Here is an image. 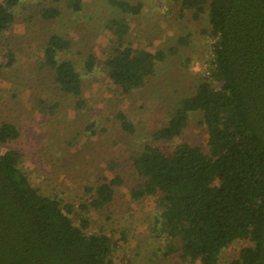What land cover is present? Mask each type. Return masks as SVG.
I'll list each match as a JSON object with an SVG mask.
<instances>
[{"label":"trees","instance_id":"1","mask_svg":"<svg viewBox=\"0 0 264 264\" xmlns=\"http://www.w3.org/2000/svg\"><path fill=\"white\" fill-rule=\"evenodd\" d=\"M109 1L133 16L144 7L140 1ZM172 1L180 6L181 16L190 10L195 18L207 14L210 29L204 32L214 40L213 52L208 73L195 91L181 99L180 110L152 136L154 141H175L189 126V115L198 112L209 149L188 142L172 150L146 144L131 156L138 182L130 195L134 200L153 197L162 208L157 222L166 227L164 255L189 264H220L223 250L245 239L231 264H264V0ZM20 3L0 2V49L7 50L2 64L6 67L14 64L15 55L3 37L13 26ZM83 6V0L67 2L74 12ZM41 15L54 20L63 12L50 6ZM108 27L117 54L105 60V69L110 84L124 95L143 87L157 64L178 50L172 46L168 51L140 52L125 39L128 26L111 20ZM179 44L188 45L189 37H181ZM70 50L71 40L53 33L42 63L54 71L57 88L74 98L79 111L86 106L82 73L72 59L60 58ZM96 63L97 56L90 52L84 69L91 73ZM58 105L45 108L53 112ZM116 116L124 132H136L126 113ZM19 137L14 123L0 125V264H114L119 244L111 233L90 232L89 212L107 208L116 187L125 184L124 177L118 174L87 187V192L95 193L77 210L60 196L40 192L21 171V153L10 145ZM116 164L111 161V169Z\"/></svg>","mask_w":264,"mask_h":264},{"label":"rangeland","instance_id":"2","mask_svg":"<svg viewBox=\"0 0 264 264\" xmlns=\"http://www.w3.org/2000/svg\"><path fill=\"white\" fill-rule=\"evenodd\" d=\"M129 1L142 2V12L126 14L109 0H83L80 12L68 8V0H21L15 8V22L3 37L15 55L11 67L2 65L7 50L0 49V125L11 122L19 128L20 137L10 145L20 151L19 166L30 182L43 194L60 196L64 204L77 210L95 193L87 192V187L118 174L124 177L125 184L116 187L112 203L89 212L90 232L111 233L119 244L114 264H189L164 255L166 227L163 221L157 222L162 208L155 198L131 197L130 190L138 182L131 156L148 143L172 150L188 142L208 151L207 130L198 112L189 115V126L173 142L154 141L152 134L180 110L181 99L192 94L208 73L214 44L204 32L210 29L209 18L207 14L195 18L194 10L181 16L180 6L172 0ZM50 6L62 9L63 15L44 19L42 9ZM111 20L119 27H129L125 39L140 52L178 48L157 64L156 73L143 87L128 95L110 84L105 69V60L117 54L108 27ZM53 33L71 40V50L62 52L60 58L72 59L82 73L86 100L82 110L75 109L73 97L59 91L54 71L42 63ZM183 36L189 37L188 45L179 44ZM90 52L97 56L91 73L83 65ZM56 102L59 105L53 112L45 108ZM119 112L136 125L134 134L122 130L116 116ZM92 122L95 125L87 129ZM113 160L117 164L111 169ZM245 244L241 239L224 249L220 264H231Z\"/></svg>","mask_w":264,"mask_h":264}]
</instances>
